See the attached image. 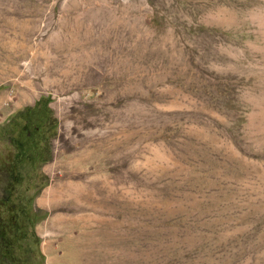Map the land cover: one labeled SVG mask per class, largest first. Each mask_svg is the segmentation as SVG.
<instances>
[{"label":"rangeland","instance_id":"374dc122","mask_svg":"<svg viewBox=\"0 0 264 264\" xmlns=\"http://www.w3.org/2000/svg\"><path fill=\"white\" fill-rule=\"evenodd\" d=\"M42 96L44 259L0 264H264V0H0V127Z\"/></svg>","mask_w":264,"mask_h":264},{"label":"trees","instance_id":"16d2710c","mask_svg":"<svg viewBox=\"0 0 264 264\" xmlns=\"http://www.w3.org/2000/svg\"><path fill=\"white\" fill-rule=\"evenodd\" d=\"M56 129L57 119L49 106L48 98L43 96L32 105L15 111L0 127V139L7 138L11 147L5 161L8 182L4 188V196L0 199V207H7L9 214L8 218L0 214L1 236L8 247L13 246V239H34L35 253L41 260L44 257L38 248V238L28 227L44 212L33 209L31 200L23 198L21 194L30 186L46 180L40 168L52 156L50 138L56 133ZM14 200H18V203ZM25 252L27 250L23 248L22 253Z\"/></svg>","mask_w":264,"mask_h":264},{"label":"bare ground","instance_id":"6f19581e","mask_svg":"<svg viewBox=\"0 0 264 264\" xmlns=\"http://www.w3.org/2000/svg\"><path fill=\"white\" fill-rule=\"evenodd\" d=\"M79 184V183H78ZM81 193V192H80ZM85 195V194H84ZM80 196H83V194H81ZM77 197V196H76ZM85 197V196H84ZM55 198H56V194H54V195H49V198H48V200L53 204L54 202H55ZM79 198V197H78ZM73 199V198H72ZM80 200H82V199H80ZM79 200V201H80ZM75 201V200H74ZM77 201V200H76ZM75 201V202H76ZM76 205V204H75ZM56 206V205H55ZM59 209V208H58ZM55 211V210H54ZM66 211V210H65ZM79 211V210H78ZM58 219V221H60V220H62L60 217H58L57 218ZM71 219H73V218H71ZM75 220H77V219H75ZM78 220H79V218H78ZM77 220V221H78ZM68 221V220H67ZM70 221V220H69ZM63 222V221H62ZM56 223V222H55ZM54 224V223H53ZM59 224V223H58ZM81 227V226H80ZM58 228V227H57ZM61 228V227H60ZM70 228V227H69ZM68 228V229H69ZM55 229V228H54ZM72 229V228H71ZM79 231V230H78ZM85 234V233H84ZM83 234V235H84ZM78 235V234H77ZM83 237V236H82ZM85 237V236H84ZM84 237H83V239H84ZM86 238V237H85ZM78 239V238H77ZM76 239V240H77ZM81 240V239H80ZM87 240V239H86ZM92 240V239H91ZM90 241V240H89ZM88 241V242H89ZM67 242V241H66ZM73 242V241H72ZM68 243V242H67ZM75 243V242H74ZM80 243V242H79ZM86 243V242H85ZM70 244H71V242H70ZM68 245V244H67ZM82 245V244H81ZM84 245V244H83ZM72 246H75V245H72ZM79 246V245H78ZM66 247V246H65ZM87 248H88V246H87ZM86 248V249H87ZM66 249V248H65ZM74 249V248H73ZM84 249V248H83ZM67 251H69V250H67ZM74 251H76V253L79 255V253H80V250L79 251H77L76 250V248L74 249ZM84 251H85V249H84ZM70 252V251H69ZM83 252V251H82ZM73 253V252H72ZM83 253H85V252H83ZM67 254V253H66ZM71 254V253H70ZM81 255V254H80ZM86 255V254H85ZM68 256H69V254H68ZM74 256V255H73ZM82 256H84V255H82ZM87 256V255H86ZM67 257V256H66ZM71 257H72V255H71ZM78 257V256H77ZM62 258V257H61ZM67 258H69V257H67ZM79 258V257H78ZM88 258V257H87ZM54 259V258H53ZM72 259V258H71ZM52 260V259H51ZM57 260V259H56ZM78 260V259H77ZM66 260H63L62 259V263L61 264H66V262H65ZM74 261V260H73ZM57 262V261H56ZM81 262V261H80ZM86 262H88V261H86ZM58 264V263H57ZM71 264V263H70ZM74 264V263H73ZM89 264V263H88Z\"/></svg>","mask_w":264,"mask_h":264}]
</instances>
